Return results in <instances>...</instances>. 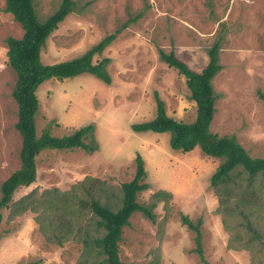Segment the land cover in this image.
Returning a JSON list of instances; mask_svg holds the SVG:
<instances>
[{"label": "rangeland", "instance_id": "obj_1", "mask_svg": "<svg viewBox=\"0 0 264 264\" xmlns=\"http://www.w3.org/2000/svg\"><path fill=\"white\" fill-rule=\"evenodd\" d=\"M73 1V11L41 48V60L51 64L77 57L120 28L93 59L109 58L111 82L90 73L44 81L36 91L35 126L37 134L47 129L63 136L92 124L85 142L96 149H46L38 154L36 180L20 187L9 207L0 209V264H100L103 256L92 247L86 250L82 241L86 230L93 234L96 229L89 208L79 209L77 201L66 232L54 228L57 215L53 208L45 209L46 199H37L44 192L58 199L76 186L87 201L86 189L95 193L97 187L89 180L94 179L105 186L101 202L116 195L111 204L119 200L121 184L134 176L136 153L143 159V182L148 185L136 200L148 206L158 190L170 192L171 198L156 202L152 220L141 212L132 214L118 243L122 264H205L183 216L200 222L202 256L209 264H264V174L248 179L237 167L212 187L210 178L221 158L199 147L172 149L168 132H135L131 126L155 117L156 95L168 116L193 121L196 105L185 78L160 58L159 48L174 51L198 72L219 39L221 69L211 82L216 100L210 130L232 135L250 156L264 157V99L259 96L264 95V0ZM35 2L36 14L44 20L61 0ZM4 8L5 0H0V185L19 167L21 143L6 38L21 37L23 29ZM31 192L32 207L15 213L14 204Z\"/></svg>", "mask_w": 264, "mask_h": 264}, {"label": "trees", "instance_id": "obj_2", "mask_svg": "<svg viewBox=\"0 0 264 264\" xmlns=\"http://www.w3.org/2000/svg\"><path fill=\"white\" fill-rule=\"evenodd\" d=\"M35 0H5L4 10L13 16L18 22L23 34L21 37L9 36L6 38L8 64L15 73V81L11 91V96L17 105V120L15 128L20 136L19 167L13 171L0 185V209L9 207L13 200L14 193L20 187H27L36 180L37 168L36 157L46 149H74L82 148L92 152L96 149L85 140L92 135L93 125L86 124L75 129L69 134L55 136L47 129L40 134L36 132L35 118L39 108V101L36 91L41 83L48 79L63 80L77 76L82 73H90L101 79L105 83H110L111 78L106 70V65L110 61L104 57L94 62V56L101 53L121 31L120 28L105 35L96 44L88 48L81 55L45 64L41 60V48L52 31L57 29L60 22L73 11V0H61L55 9L44 20H40L36 14ZM125 27V26H123ZM219 39L214 42L208 50L209 60L200 71H194L178 59L174 51L165 52L159 48L160 58L172 68H175L185 78V84L190 92V97L196 105V115L193 121L184 122L176 120L167 115L164 102L156 95V115L153 119L132 124L135 132L152 131L157 133H169V145L172 149L188 152L195 147H199L205 154L221 158V162L216 167L210 178V185L217 187L225 182L230 173L240 167L242 172L247 174L248 179H252L258 174H264V157H252L247 150L237 141L236 137L228 135H218L210 130V124L215 112V100L212 87V79L221 69L219 64ZM264 99L263 94H259ZM134 176L120 186L121 196L119 200L110 204L112 195L106 198V203L101 202L100 193L103 191L104 183L89 179L94 189H86L88 198L84 201L77 188L73 187V193L64 194L62 201L50 198L51 193H42L40 200L46 199L45 209H52L57 215L54 228L66 230L71 227V219L68 216L74 211V206L78 203L80 208H89L91 218L95 219V233L84 232L82 238L84 247L89 250L91 247L102 255L100 264H122L118 254V243L121 240L123 227L129 224V219L135 212H141L146 218L154 219L152 207L158 201H168L171 198L170 192L158 190L153 194L154 201L148 206L140 204L137 194L146 189L148 185L143 182L145 176L144 162L139 153H136ZM57 195V194H56ZM55 195V196H56ZM97 195V196H96ZM111 196V197H109ZM34 198V193L27 194L14 204L15 213H23L34 203L29 198ZM117 198V197H116ZM167 203V202H166ZM1 217V215H0ZM182 222L194 231L195 251L200 254L205 264H209L203 259L201 245L200 222H192L187 216L182 217ZM249 225V224H248ZM23 264H36L26 262Z\"/></svg>", "mask_w": 264, "mask_h": 264}]
</instances>
